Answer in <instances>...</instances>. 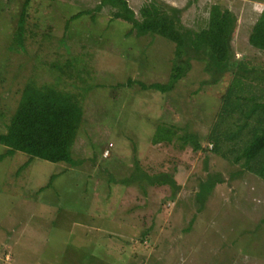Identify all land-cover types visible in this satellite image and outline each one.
I'll list each match as a JSON object with an SVG mask.
<instances>
[{"label":"rangeland","instance_id":"374dc122","mask_svg":"<svg viewBox=\"0 0 264 264\" xmlns=\"http://www.w3.org/2000/svg\"><path fill=\"white\" fill-rule=\"evenodd\" d=\"M9 1L0 0V131L22 84L34 74L51 81L53 61L80 56L79 66H87L81 79L92 90L74 146L81 165L31 160L21 152L0 162V264H264V181L213 153L207 139L233 75L205 85L204 64L193 62L168 94L117 87L129 80L167 83L175 45L160 36L128 37L131 26L114 21L108 9L67 29L69 18L100 0H33L27 26L35 34L18 55L10 45L24 0ZM126 1L139 16L152 0ZM162 1L181 9L183 23L194 30L205 25L212 5L229 9L238 18L236 59L264 67V53L249 44L264 0ZM48 33L53 39L41 44ZM162 125L197 134L203 149L154 145ZM5 152L0 146V155ZM136 162L149 175L174 176L179 193L173 197L170 187L145 182L125 185ZM53 175V188L41 191ZM213 175L225 183L202 205L199 185Z\"/></svg>","mask_w":264,"mask_h":264},{"label":"trees","instance_id":"16d2710c","mask_svg":"<svg viewBox=\"0 0 264 264\" xmlns=\"http://www.w3.org/2000/svg\"><path fill=\"white\" fill-rule=\"evenodd\" d=\"M32 1L24 0L21 11L14 18L17 19V27L14 36H11L13 41L10 48L12 45L19 48V52L15 49L18 55L26 50L25 44L35 34L27 26ZM104 9H108L114 21L131 26L128 37L160 36L175 45V58L167 83L147 85L129 80L117 87H132L136 84L143 91L168 94L190 73L193 62L204 64V71L209 76L205 85H217L226 75H233L232 83L222 98L218 120L207 139L213 146V153L231 164L240 165L264 181V67L252 66L244 59H236L233 41L238 28L237 16L222 5L214 4L209 9L205 25L194 30L183 23L181 9L162 0H152L144 5L139 16L126 0H100L93 10L80 11L69 18L67 29L73 21L83 16L95 20ZM52 36L51 33L44 35L41 44L53 39ZM249 44L264 53V11L253 26ZM79 63L80 56L62 64L53 61L49 66L51 81H41L34 74L22 84L23 87L18 90L20 98L17 107L3 124L5 133L0 131V146L6 148V152L0 155V162L5 157H13L21 152L31 160L65 163L71 167L81 165L75 159L74 146L84 123L83 103L92 86L81 79L87 66L80 67ZM75 79L80 80L83 86L79 87ZM0 115L5 117L1 110ZM178 130L175 126H159L153 136V144L178 142L182 150L188 145H191L194 152L203 149L197 134L185 131L180 135ZM56 176L53 175L41 191L52 189ZM141 182L152 187L168 186L173 197L181 189L174 176L167 173L149 175L136 162L134 173L123 183L130 185ZM223 183L225 180L220 175L210 176L201 182L196 194L197 202L203 205L217 184Z\"/></svg>","mask_w":264,"mask_h":264}]
</instances>
